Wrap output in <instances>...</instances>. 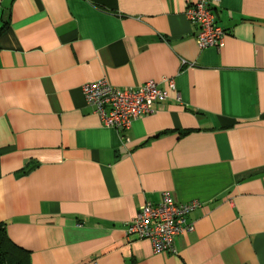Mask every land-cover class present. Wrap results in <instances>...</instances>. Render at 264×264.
<instances>
[{"label":"crops","instance_id":"crops-1","mask_svg":"<svg viewBox=\"0 0 264 264\" xmlns=\"http://www.w3.org/2000/svg\"><path fill=\"white\" fill-rule=\"evenodd\" d=\"M196 1L0 0V222L30 264H264V0H207L205 50ZM102 79L176 91L118 131ZM165 191L200 203L173 254L126 235Z\"/></svg>","mask_w":264,"mask_h":264},{"label":"built area","instance_id":"built-area-1","mask_svg":"<svg viewBox=\"0 0 264 264\" xmlns=\"http://www.w3.org/2000/svg\"><path fill=\"white\" fill-rule=\"evenodd\" d=\"M185 14L197 28L195 38L200 49L223 46L227 31L218 24L207 0L190 4ZM165 82L169 90L176 91L172 80ZM169 90L162 89L155 81H148L139 88L117 87L105 79L82 86L86 103L94 109L103 125L118 131L129 129L136 119L156 113L158 105L169 99ZM199 207L198 201L177 203L172 193L165 191L159 203H144L127 223L128 241L131 237L148 239L155 253L173 254L176 252V239L195 231V225L189 218Z\"/></svg>","mask_w":264,"mask_h":264},{"label":"trees","instance_id":"trees-1","mask_svg":"<svg viewBox=\"0 0 264 264\" xmlns=\"http://www.w3.org/2000/svg\"><path fill=\"white\" fill-rule=\"evenodd\" d=\"M3 30L0 31V33ZM0 264H30L29 252L16 245L9 238L6 228L0 222Z\"/></svg>","mask_w":264,"mask_h":264}]
</instances>
